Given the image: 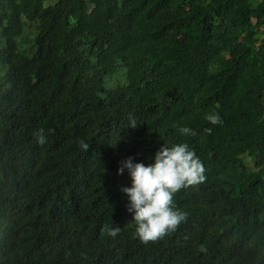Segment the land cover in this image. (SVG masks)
Segmentation results:
<instances>
[{"label": "trees", "instance_id": "16d2710c", "mask_svg": "<svg viewBox=\"0 0 264 264\" xmlns=\"http://www.w3.org/2000/svg\"><path fill=\"white\" fill-rule=\"evenodd\" d=\"M179 143L206 179L143 243L117 169ZM0 264H264V0H0Z\"/></svg>", "mask_w": 264, "mask_h": 264}, {"label": "clouds", "instance_id": "9594fccd", "mask_svg": "<svg viewBox=\"0 0 264 264\" xmlns=\"http://www.w3.org/2000/svg\"><path fill=\"white\" fill-rule=\"evenodd\" d=\"M205 119L211 125L222 123L218 113H208ZM136 120L129 116V127H137ZM206 131L211 134L212 129ZM182 136H195L190 127L179 128ZM36 143L43 146L47 143L44 129L34 133ZM80 147L87 151L89 145L80 141ZM152 163L145 165L134 162L129 157L120 162L117 175L125 171L130 178V186H122L121 191L127 198V211L132 216L135 235L143 243L156 241L168 232L175 231L187 219V213L176 208L173 195L182 188L198 185L205 181V168L200 158L187 143L175 144L172 147L163 145L155 153ZM102 233L112 238L120 234V227L105 225ZM203 250V249H202Z\"/></svg>", "mask_w": 264, "mask_h": 264}]
</instances>
